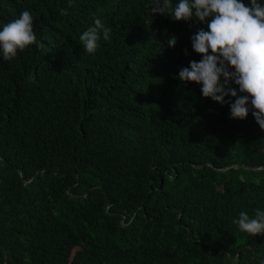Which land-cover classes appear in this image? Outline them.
<instances>
[{
	"label": "trees",
	"instance_id": "obj_1",
	"mask_svg": "<svg viewBox=\"0 0 264 264\" xmlns=\"http://www.w3.org/2000/svg\"><path fill=\"white\" fill-rule=\"evenodd\" d=\"M148 5L0 0V27L27 10L37 36L0 56V264L264 259V236L233 223L264 210V131L178 79L206 24ZM94 18L111 39L87 54Z\"/></svg>",
	"mask_w": 264,
	"mask_h": 264
},
{
	"label": "clouds",
	"instance_id": "obj_2",
	"mask_svg": "<svg viewBox=\"0 0 264 264\" xmlns=\"http://www.w3.org/2000/svg\"><path fill=\"white\" fill-rule=\"evenodd\" d=\"M72 2L69 0V6ZM148 6L150 14L184 22L195 17L206 24L207 30L198 28L190 38L193 51L201 59L191 60L187 67L181 68L178 79L200 85L204 98L221 105L227 103L231 119L244 120L251 112L264 131V3L261 0H250L249 4L243 0H178L173 4V0H149ZM60 12L67 14L66 9ZM111 32L100 18H94L93 25L79 37L85 52L95 54L101 38L110 41ZM36 40L33 17L29 11H22L17 19L0 27V56L4 61H11ZM176 44L177 37L173 34L167 45L175 47ZM233 223L241 232L264 236V210L255 209L254 216L240 211ZM258 264H264V259Z\"/></svg>",
	"mask_w": 264,
	"mask_h": 264
}]
</instances>
